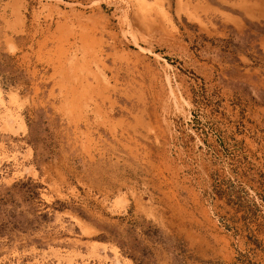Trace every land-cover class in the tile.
<instances>
[{"label":"rangeland","instance_id":"374dc122","mask_svg":"<svg viewBox=\"0 0 264 264\" xmlns=\"http://www.w3.org/2000/svg\"><path fill=\"white\" fill-rule=\"evenodd\" d=\"M0 264H264V0H0Z\"/></svg>","mask_w":264,"mask_h":264}]
</instances>
